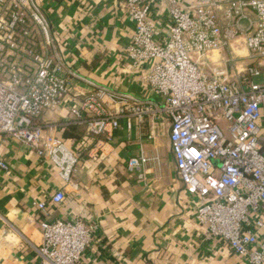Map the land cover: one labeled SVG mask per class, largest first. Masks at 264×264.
Masks as SVG:
<instances>
[{
    "label": "built area",
    "instance_id": "2783aa9c",
    "mask_svg": "<svg viewBox=\"0 0 264 264\" xmlns=\"http://www.w3.org/2000/svg\"><path fill=\"white\" fill-rule=\"evenodd\" d=\"M151 2L122 3L135 25L128 58L135 67L150 64L140 79L154 96L140 98L74 70L34 0H0V135L32 148L66 185L76 186L82 155L39 119L59 108L77 82L90 89L79 93L67 124L104 137L97 139L96 155L120 117L129 130L136 117L168 118L177 176L196 196L195 217L207 228L203 239L220 238L248 264H264V0H170L164 26L151 18ZM34 33L42 35L39 44ZM215 52L227 57L215 61ZM141 149L128 170L145 178L154 158ZM0 168L10 169L3 158ZM65 199L62 189L36 204L43 234L34 246L39 264H79L96 236V224L83 219H45L48 204Z\"/></svg>",
    "mask_w": 264,
    "mask_h": 264
},
{
    "label": "crops",
    "instance_id": "0c3cea01",
    "mask_svg": "<svg viewBox=\"0 0 264 264\" xmlns=\"http://www.w3.org/2000/svg\"><path fill=\"white\" fill-rule=\"evenodd\" d=\"M34 2L46 14L59 48L80 75L140 98L154 96L140 79L150 64L135 67L128 58L135 25L123 10V0ZM169 2H151V18L161 26L169 19ZM33 41L39 44L41 33H34ZM224 56L215 52L212 58L222 61ZM89 89L85 81L77 82L59 108L43 114L39 123L46 132L62 138L65 126L72 125L67 124L70 107L78 105L79 93ZM119 119L120 127L102 143L104 150L98 155L95 144L104 137L90 136L85 125L73 124L77 128L69 131L72 137L65 141L82 155L76 186L66 185L58 169L32 148L0 135V158L10 168H0V264H39L34 246L41 243L43 234L36 204L62 189L66 199L48 204L45 219L80 218L97 226L79 264H248L222 239H203L207 228L195 217L196 196L185 190L177 176L170 120L152 114L142 121L136 117L129 130L127 118ZM259 124L264 153V108ZM141 148L154 158L145 178L128 170L130 157L139 155Z\"/></svg>",
    "mask_w": 264,
    "mask_h": 264
},
{
    "label": "trees",
    "instance_id": "16d2710c",
    "mask_svg": "<svg viewBox=\"0 0 264 264\" xmlns=\"http://www.w3.org/2000/svg\"><path fill=\"white\" fill-rule=\"evenodd\" d=\"M65 127H66V129H65L64 135L62 137V139H64V140L68 139L67 137H72V135L70 134L69 131H71V130L72 131H75V129L77 128V126H75V125L72 124L70 126H65ZM79 139H80V136L76 138V141H79Z\"/></svg>",
    "mask_w": 264,
    "mask_h": 264
}]
</instances>
